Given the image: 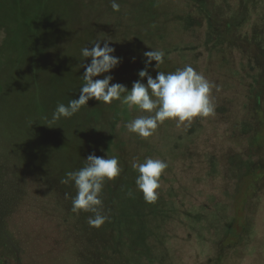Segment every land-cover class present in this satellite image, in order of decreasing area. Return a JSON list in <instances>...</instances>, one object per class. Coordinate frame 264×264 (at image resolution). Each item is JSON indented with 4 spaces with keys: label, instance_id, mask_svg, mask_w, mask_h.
Here are the masks:
<instances>
[{
    "label": "trees",
    "instance_id": "1",
    "mask_svg": "<svg viewBox=\"0 0 264 264\" xmlns=\"http://www.w3.org/2000/svg\"><path fill=\"white\" fill-rule=\"evenodd\" d=\"M172 1H178L179 10L183 11L170 19L173 37L162 38L154 32L158 17L153 0H119L124 7V3L129 5L125 15L120 11L122 19L132 12L134 25L139 19H145L147 28L150 26L154 34L148 35L147 42V37L144 43L143 38L138 40L139 45L131 51L128 61L122 60L121 50L124 71H120L117 82L130 90L132 83L140 79L138 72L145 67L143 53L162 50L164 63L157 69L153 61L149 74L155 78L158 71L174 72L191 65L208 80L210 77L214 110L209 116L194 118L179 127L175 121L166 120L151 137L142 139L125 127L139 116L138 110H129L115 100L108 107L92 99L72 117L50 125H35L37 118L30 119L23 111L19 117L25 116V121L33 123L21 121L19 128L0 125V220L15 214L17 207L24 206L29 198V203L53 217L52 224L65 226L69 231L63 243L54 244L64 247L63 255H66L60 258L62 261L69 260L70 264H264V0ZM5 2L21 9L19 0H0L1 9H6ZM74 2L75 8L68 11L73 14V20L67 12L59 14L58 32L64 35L54 42L47 29L46 18L50 13L40 9L41 26H46L42 30L47 35L38 42L41 49L33 50L30 58L12 66L15 62L7 52L12 50L17 54V51L8 41L7 46H2L0 52L11 59L6 64L8 79L24 96L33 95V99L40 90L56 96L58 92L54 91L53 84L65 82L55 63L63 51L78 56L77 61L73 59L68 65L80 84V51L64 50L67 45L60 48L75 34H82L75 23L80 19L83 4L81 0ZM0 23L14 26L6 16ZM178 30L180 35H176ZM96 37L92 31L86 40L87 47L93 46L91 43ZM38 60L45 65L36 70ZM16 69L27 73L32 81L15 78ZM216 70L227 78L221 80L219 75H213ZM142 82L146 84L147 79ZM70 93L68 102L79 97L78 89ZM56 107L48 106L43 117L46 122L52 120ZM226 116L232 119L228 121ZM214 118L222 123L210 122ZM17 148L18 165L13 167ZM92 151L100 157H117L122 167L118 177L104 183L100 198L107 219L95 236L89 224L82 234L81 213L78 217L71 211V198L76 193L64 199L65 202L58 197L60 188H70L72 184L61 187L53 177L54 174L57 178L65 177L66 172L83 167L84 159ZM7 152H12L13 157L5 156ZM146 157L159 158L168 164L160 178L158 197L151 203L137 190V172L133 168V164L144 162ZM34 175L55 189V199L30 187ZM2 238L0 233V242ZM11 250L9 246L8 251ZM57 258L54 261L60 260ZM4 262L7 263L0 256V264Z\"/></svg>",
    "mask_w": 264,
    "mask_h": 264
},
{
    "label": "rangeland",
    "instance_id": "2",
    "mask_svg": "<svg viewBox=\"0 0 264 264\" xmlns=\"http://www.w3.org/2000/svg\"><path fill=\"white\" fill-rule=\"evenodd\" d=\"M14 1L16 2L17 0ZM19 1L21 4V9L15 8L14 4L10 6L6 4V2L4 3V7L6 9H1L0 7V19L6 16L7 21L14 23V26H7L3 25V23H0V50L3 45L4 47L8 45V41L10 43H13L14 50L17 51V54L12 50L7 52L11 55L12 61L15 62L14 64H12V66L16 65V63L18 62L20 63L25 59L30 58L32 53L34 52L33 50L39 51L41 49V45L38 42H40L47 34L42 30L43 28H46V26H41L42 22L40 20V9H42L43 13L45 14L50 13L46 18L47 29L49 31V37L52 39L51 42H54L59 39L60 36L64 35L58 32V24L60 23L58 21L59 14L62 15L63 13L67 12V14L69 13L68 18L73 20V14L68 11L69 9L75 8L74 0ZM101 1L102 4H100V0H81L83 4L82 14L80 15L79 21H77L75 25L78 23L77 25L81 28L82 34L81 36H77V34H75V36L68 39V41L63 42V46L59 45L60 48H64L67 45L64 50L74 49L80 51L82 48L88 46L86 40L93 31L100 39H110V46L114 47L115 49L114 55L122 59V50V60L128 61L129 54L131 53V51H133L134 47H136L137 44L139 45L138 40L140 38H143L142 40L144 43V38L147 37V42L148 35H153L154 32H156L157 35L160 33V36H162V38L173 37L170 30L174 26H169L171 22L170 19L174 18L175 16H180L183 11L181 9L179 10L178 1L171 2V0H153L154 3L157 4L155 13L158 18L156 19L157 27H155L154 32H151V28L149 25V29L147 28V20L145 19H139L138 23L134 25L133 20L135 18H132V12L125 16L124 19H122V13H124L125 15V10L128 11L129 9L128 4L124 3V7L123 5L119 4V0H116V2L119 4V10L114 11L111 6L112 2H110V0ZM125 1L127 2L128 0ZM69 19L68 21H71ZM142 26L146 27V30H139V28H141ZM191 30L192 28L189 29V32ZM149 32H151V34H149ZM180 34L181 31L178 30L176 35ZM156 40L158 41L157 38ZM102 42L103 41H101V46H103ZM51 46L55 47L54 44H51ZM146 48L147 47H145V49ZM1 52L0 125H12L16 128H19L21 121L26 120L25 116L24 118L19 117L20 111L26 113V115L29 116L30 119L31 117L37 118L38 120L36 119L37 122L34 123L35 125L37 124L41 127V125H43L44 123L49 124V122H46V120L43 118L45 112L48 111V106L51 105L55 107L59 103H63L64 99H66L67 104L70 95H72V93L70 92L76 89L79 90V87H81L83 83L82 75L84 69L82 68V71L78 76L80 84H77V81L74 78L76 77V75L72 73L68 65L73 59L74 61H77L78 56L73 52L69 53L67 51H63L61 53L62 57L57 58L55 63L57 69L61 71V76L64 77L65 82L63 85L60 82H56V85L53 84L54 88L56 86V89L53 90L55 92H58L57 94H55L56 96L52 97V95L46 94V90L38 91L40 93H38L33 99V95L28 97L24 96L19 90L14 89L13 84L11 83V81H9L8 77L10 76V73L8 72V70H6V64L11 61V59L10 56H6V54H3V52ZM43 52L44 51L42 50V53ZM88 59L85 61V63H90ZM123 62H121L110 73L104 74L113 76L114 79L112 83H118L117 79H119L121 76L120 71H124L122 69ZM35 64L36 70L44 67L45 65V63L41 60H38ZM215 74L219 75L221 80L227 78V76L219 70H216V72L213 73V75ZM13 75L15 78L21 77L23 80L25 79L28 83L29 81H32L31 77L27 73H22L21 71H19V69H16ZM97 78H103V76ZM17 82L20 83L22 82V80H18ZM13 91L16 93L17 97L13 93ZM17 111H19L18 114ZM141 114L142 113L139 112L136 115ZM229 119H232V116H226V120L229 121ZM26 122L33 123L30 120H27L23 123ZM210 122H213L215 124L222 123V121L217 120V118H214ZM88 139L93 138L88 137ZM19 153L20 151L18 148L14 150V157L16 158V162L12 164L13 167L15 165H18ZM92 153L95 152L92 151ZM5 156L13 157L12 152L5 153ZM33 177L34 178L31 181L32 184H30V187L34 186L33 189H35L36 191L44 192L46 196L55 199V189L52 188V186L46 185L45 183L40 181L39 176L34 175ZM53 177L54 179L59 181V183L60 180L64 178V176L59 175L58 178L60 179H58L57 175L55 174ZM63 185L64 184H61V187ZM72 193H76V189L73 185L70 188L64 186L58 190V197L61 198V201H64V199L68 200V197H70ZM28 200L23 204L24 206L17 207L15 214L9 217L6 216L4 218H1L0 220V233H2L4 237L2 238L4 240L0 242V256L6 260L7 263L4 262V264H55L56 262L57 264H70L69 260L62 261L60 259L61 257H64L66 255H63V252L65 251H63L64 247H56L54 245L55 242H58L59 245L60 243H63V241L67 238V233H69V231H67V228L65 226H58V224L56 223L52 224L51 220H53V217L50 218L48 214L45 215L44 213H42L41 210L36 208L32 203H29ZM80 213V221L82 222L83 226V234L84 227L88 226L87 221L89 216L87 217L85 212ZM91 227V232H94L93 235H97L100 228L93 226ZM9 246L12 247L11 251H8ZM2 247H4V249ZM57 257H59L60 260L54 261L58 259Z\"/></svg>",
    "mask_w": 264,
    "mask_h": 264
},
{
    "label": "clouds",
    "instance_id": "3",
    "mask_svg": "<svg viewBox=\"0 0 264 264\" xmlns=\"http://www.w3.org/2000/svg\"><path fill=\"white\" fill-rule=\"evenodd\" d=\"M111 6L114 11L119 10L116 0H112ZM110 43V39H97L91 43V48L84 47L80 50L82 62L78 67L83 68L84 72L79 97L71 99L67 104L59 103L49 125L61 118L72 117L92 99L105 105L112 104L114 100L119 101L129 110L135 109L142 113L125 125L129 133L142 139L151 137L166 120L175 121L179 127L213 112L214 106L210 98L213 85L191 65H185L174 72L158 71L155 78L149 74L148 68L153 61L156 62L157 69L164 63L165 53L162 50L152 49L143 53L145 67L138 72L140 79L132 83L130 90L121 83H112L113 76L104 74L115 69L121 63V58L114 55L115 49ZM88 58H91L90 63H85ZM101 76L103 78H97ZM144 78L147 79L146 84L142 82ZM167 167L164 160L151 157H146L142 163L133 164L137 172L135 185L145 201H156L161 187L160 178ZM121 172L122 167L117 157L105 158L95 153L84 159L83 167L66 172L60 183L72 184L76 189V195L71 198V211L77 214L91 213L88 224L97 228L102 226L107 219L103 214L100 198L104 183L114 180Z\"/></svg>",
    "mask_w": 264,
    "mask_h": 264
}]
</instances>
